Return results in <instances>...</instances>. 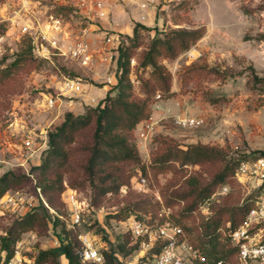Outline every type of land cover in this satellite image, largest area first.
Masks as SVG:
<instances>
[{
    "label": "rangeland",
    "instance_id": "rangeland-1",
    "mask_svg": "<svg viewBox=\"0 0 264 264\" xmlns=\"http://www.w3.org/2000/svg\"><path fill=\"white\" fill-rule=\"evenodd\" d=\"M149 1L148 7L142 9L130 0H111L109 17L98 20L82 14L75 6L76 0H0V175L12 171L19 180L10 190L23 193L32 203L30 211L37 210L42 215L39 227L20 238V252L31 263L39 249L59 244L60 226L51 224L56 213L63 216L66 228L72 229L68 226L69 196L74 193L82 203L84 222L73 233L90 232L102 251L109 249L107 239L127 231L125 221L133 216L144 218L151 227L179 225L190 240L201 230V223L219 208L239 206L247 200L251 203L256 194L250 169L239 171V167L209 198L197 202L192 211H184L196 199L194 182L202 186L209 183L224 161L220 158L184 166L173 162L162 169L154 158L166 141L183 149L190 144L215 147L227 159L247 155V162L264 155V0ZM50 16L61 21L62 32L54 35ZM26 22L31 25L30 33L22 30ZM137 24L145 28H138L134 46L127 40L134 37ZM198 27L204 28V35L189 50L176 58H159L170 73L169 93L155 90L147 94L142 83L151 79V68L140 63L152 39L172 29ZM37 28L56 40L57 45L32 38ZM84 31L90 39L100 40L97 44L93 41L97 54L89 66L63 54L71 40ZM106 35L114 36L115 44L104 53L101 46ZM30 38L32 57L7 70ZM121 42L132 44L133 95L149 99L150 116L131 133L139 160L116 164L113 172L124 185L118 191L101 194L85 170L89 156L85 147L91 142V131L83 130L71 145L62 171L64 191L44 193L39 187L42 175L37 167L48 149L49 131L60 125L68 112L82 115L96 107L109 91L115 95ZM42 44L47 45L48 52H43ZM101 90L107 92L102 94ZM160 93L163 96L158 99ZM190 116L203 118L204 124L186 128L177 123V117ZM146 121H150L151 129L147 137L141 138L139 129ZM29 133L34 134L35 142L31 150L23 145ZM48 178L56 177L49 173ZM104 181L105 173L98 172L94 183ZM48 196L53 198L51 205ZM124 212H130V216L121 218ZM17 217L10 212L0 214V234ZM179 219L188 232L177 224ZM229 225L230 222L223 225V235H227ZM260 234L264 237V226ZM130 237L133 238L131 234ZM153 246L140 244L132 254L121 257L123 264L151 259ZM61 264L67 262L63 259Z\"/></svg>",
    "mask_w": 264,
    "mask_h": 264
},
{
    "label": "trees",
    "instance_id": "trees-1",
    "mask_svg": "<svg viewBox=\"0 0 264 264\" xmlns=\"http://www.w3.org/2000/svg\"><path fill=\"white\" fill-rule=\"evenodd\" d=\"M138 28H145L137 24L134 28V37L131 41L134 46L138 40ZM204 35V28L195 29H172L161 37L156 35L141 60L142 67L151 68V79L142 83L147 94L160 90L164 95L169 93L170 73L159 63L160 57L176 58L180 53L190 49ZM132 44L121 42L118 52V81L115 86L117 92L111 96V91L96 106L90 107L82 115L75 116L68 112L64 121L54 127L48 133V149L41 160L37 170L40 172L39 187L46 193L55 190L58 193L64 191L62 171L71 154V145L76 141L79 132L89 129L91 131V142L86 145L89 156L85 163V170L94 188L101 194L118 191L124 182L116 176L113 168L116 164L127 161H138L139 155L135 144L131 140V133L137 125L148 119L150 107L148 98H135L133 87L130 81V48ZM32 39H28L25 49H22L16 59L6 67L7 70L19 66L26 59L32 57ZM160 96L163 95L160 93ZM264 155L254 157L257 159ZM222 158L224 166L213 176L209 183L200 185L194 182L193 190L196 199L184 211H192L197 202H202L209 198L219 185L225 184L228 179L235 175L241 164L248 161L247 155H240L226 158L220 149L202 144H190L185 149L179 147L171 141H166L165 146L154 158V163L162 169L167 168L173 162L184 165H200L204 162ZM105 173V181L101 184L94 183L97 173ZM49 173L55 179L48 178ZM47 178V179H43ZM41 179L43 181H41ZM19 178L12 172L7 171L0 175V198L4 196ZM108 181V182H107ZM47 202L51 205L53 198L47 197ZM251 208V203L245 201L235 207H221L208 220L201 223V230L188 240L197 256L193 259V264H238L233 260L236 257L238 246L232 243L231 233L236 230L245 220ZM184 214V212H182ZM130 212L121 214V218H127ZM138 216V215H135ZM134 217V216H133ZM140 218V216H138ZM142 218V217H141ZM144 220V218H142ZM42 222V215L37 210H31L15 218L5 232L0 234V251H5L6 259L14 255L15 245L21 236L39 227ZM177 224L183 226L185 231H189L185 224L179 219ZM226 222H230L226 228L227 235L222 234V227ZM51 224L57 228L59 244L48 249H39L34 256L33 264H61L65 260L67 264H81L79 249L81 243L77 238V233L73 229H67L65 220L60 214L52 217ZM130 232L118 234L113 240H108V251H102L106 264H123L121 257H127L139 248L141 242L130 237ZM163 242L159 241L150 249L151 259L158 254ZM147 260L143 258L142 261Z\"/></svg>",
    "mask_w": 264,
    "mask_h": 264
},
{
    "label": "built area",
    "instance_id": "built-area-1",
    "mask_svg": "<svg viewBox=\"0 0 264 264\" xmlns=\"http://www.w3.org/2000/svg\"><path fill=\"white\" fill-rule=\"evenodd\" d=\"M117 1L122 3L129 0ZM130 1L142 9H146L150 3L149 0ZM75 6L85 16L98 20L107 19L111 12V0H76ZM50 19L49 25L55 31H53L54 35L58 31L62 32L64 25H62L61 21L53 16H50ZM22 30L30 33V23L26 22ZM32 38H40L47 45H57L56 40L49 39L47 34L38 28ZM33 42L35 43V41ZM111 44H115V37L106 35L101 46L104 53ZM47 45H41L43 52L49 51ZM57 48L62 52L61 48ZM96 50L93 40L88 37L87 31H84L82 35L71 40L67 53L63 52V54H68V56L79 61L83 66H89L96 58ZM160 97V94H158L157 98L159 99ZM144 123L139 129L141 138L147 137L151 129L150 121ZM177 123L186 128H197L204 124V119L195 116L177 117ZM23 145L28 150L33 149L35 146L34 134H27L23 140ZM246 169H250V175L255 182L256 194L251 201V208L245 220L231 233V240L233 244L238 246L236 255L238 264H264V237L260 234L264 226V156L257 158L253 162L241 164L239 171ZM142 181L145 182V179L143 178ZM69 203L71 206V222L68 226L75 229L76 226H81L84 222V209L75 193L69 196ZM31 206V201L18 190H9L0 198V214L10 212L21 216L30 211ZM125 224L127 231L130 232L134 239L140 240L141 244L154 245L159 241L163 242L160 251L152 259L131 264H193V259L197 256V250L185 238L183 229L179 225L166 223L158 227H151L146 221L136 217L127 219ZM77 238L81 243L78 251L81 264H106L105 256L101 252V248L98 246L93 234L87 231H79ZM22 244L23 242L20 239L15 245L14 255L9 259H6L5 251H0V264H33L29 258L21 254L20 248Z\"/></svg>",
    "mask_w": 264,
    "mask_h": 264
},
{
    "label": "crops",
    "instance_id": "crops-1",
    "mask_svg": "<svg viewBox=\"0 0 264 264\" xmlns=\"http://www.w3.org/2000/svg\"><path fill=\"white\" fill-rule=\"evenodd\" d=\"M92 40H93L96 44H97V42L99 43V41H100V40H98V39H97V41H95V39H92ZM94 46H95V45H94ZM95 48H96V46H95ZM96 49H97V48H96ZM104 92H107V91L101 90V93H102V94H103Z\"/></svg>",
    "mask_w": 264,
    "mask_h": 264
}]
</instances>
